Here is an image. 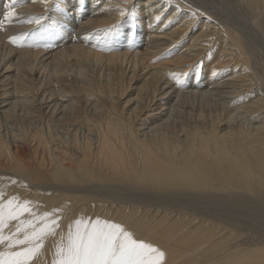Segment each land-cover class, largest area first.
<instances>
[{"label":"bare ground","instance_id":"6f19581e","mask_svg":"<svg viewBox=\"0 0 264 264\" xmlns=\"http://www.w3.org/2000/svg\"><path fill=\"white\" fill-rule=\"evenodd\" d=\"M4 2V202L121 223L165 264H264V0Z\"/></svg>","mask_w":264,"mask_h":264},{"label":"snow or ice","instance_id":"6c2138e0","mask_svg":"<svg viewBox=\"0 0 264 264\" xmlns=\"http://www.w3.org/2000/svg\"><path fill=\"white\" fill-rule=\"evenodd\" d=\"M15 3L16 0H11L13 6ZM126 13L135 20V8L130 12L121 10L122 16ZM8 15L12 16L13 12ZM40 19L43 18L35 22L39 23ZM115 27L105 31L111 32ZM10 39L15 42L19 38ZM31 204L27 200L19 202L18 197L5 203L0 193V264H36L47 239L57 236L59 241L51 264H165L166 253L161 248L136 238L121 223L100 216L93 219L81 215L68 225L66 233L61 234L57 216L60 210L37 215L32 212ZM25 213L33 218H22Z\"/></svg>","mask_w":264,"mask_h":264},{"label":"rangeland","instance_id":"374dc122","mask_svg":"<svg viewBox=\"0 0 264 264\" xmlns=\"http://www.w3.org/2000/svg\"><path fill=\"white\" fill-rule=\"evenodd\" d=\"M0 1H1V2H3V3H5L4 1H6V0H0ZM143 1H147V0H143ZM72 5H73V3H72ZM91 6H92V5H91ZM89 9H90V8H89ZM70 11H71V10H66V9H64V10H63V12H64V13H66V14H68ZM70 15H71V16H74V15H75V13H73V14H70ZM80 19H82V20H83V19H84V17H80ZM61 20H62V23H63V22H64V20H63V19H61ZM45 22H46V21H44L43 23H45ZM66 28H67V27H66V25H63V26H62V29H65V30H66ZM27 39H29V38H27ZM244 117H245V116H244Z\"/></svg>","mask_w":264,"mask_h":264}]
</instances>
